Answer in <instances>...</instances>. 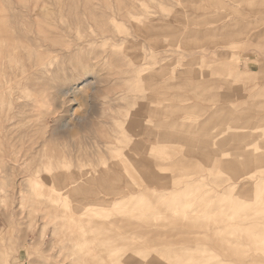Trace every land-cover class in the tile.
<instances>
[{"label":"rangeland","instance_id":"374dc122","mask_svg":"<svg viewBox=\"0 0 264 264\" xmlns=\"http://www.w3.org/2000/svg\"><path fill=\"white\" fill-rule=\"evenodd\" d=\"M169 262L264 264V0H0V264Z\"/></svg>","mask_w":264,"mask_h":264},{"label":"bare ground","instance_id":"6f19581e","mask_svg":"<svg viewBox=\"0 0 264 264\" xmlns=\"http://www.w3.org/2000/svg\"><path fill=\"white\" fill-rule=\"evenodd\" d=\"M136 162H137V161H136ZM141 163H142V162H141ZM133 167H134V166H133ZM137 168H138V166H137ZM130 169H131V168H130ZM132 169H133V168H132ZM133 170H134V169H133ZM137 170H138V169H137ZM35 185L37 186V185H38V182H35ZM205 194H208V193H205ZM202 199H203V198H202ZM198 200H199V199H198ZM198 200H197V202H198ZM195 202H196V201H195ZM197 202H196V204H197ZM199 202H201V201L199 200ZM183 203H184V202H182V204H183ZM148 204H149V203H148ZM199 204H200V203H199ZM204 204H205V203H204ZM204 204H203V205H204ZM212 204H213V203H212ZM195 207H196V206H195ZM195 207H194V208H195ZM181 208H182V206H181ZM192 208H193V207H192ZM196 208H197V207H196ZM153 209H154V208H153ZM190 209H191V208H190ZM184 211H185V210H184ZM203 211H204V210H203ZM131 212H132V211H131ZM142 212H143V211H142ZM153 212H154V211H153ZM144 213H145V212H144ZM128 214H129V213H128ZM147 214H148V213H147ZM154 215H155V214H154ZM141 216H142V215H141ZM201 216H202V214H201ZM204 216H205V215H204ZM183 218H184V217H183ZM169 222H170V221H169ZM253 234H254V233H253ZM248 236H249V235H248ZM246 237H247V236H246ZM253 237H254V235H253ZM255 237H256V236H255ZM255 237H254V238H255ZM250 239H252V238H250ZM255 239H256V238H255ZM219 240H220V239H219ZM253 240H254V239H253ZM135 242H136V240H135ZM216 242H217V241H216ZM216 242H215V243H216ZM163 243H164V242H163ZM166 243H168V242H166ZM217 243H218V242H217ZM221 243H222V242H221ZM260 243H261V242H260ZM139 244H140V243H139ZM172 244H173V243H172ZM253 244H255V243H253ZM262 244H263V242H262ZM144 245H145V244H144ZM215 245H216V244H215ZM218 245H219V244H218ZM227 245H228V244H227ZM220 246H222V245L220 244ZM229 246H230V245H229ZM258 246H259V245H258ZM145 247H146V246H145ZM177 247H178V246H177ZM213 247H214V245H213ZM227 247H228V246H226V251H227ZM165 248H166V247H165ZM228 248H229V247H228ZM260 248H261V247H260ZM147 249L149 250V248H147ZM162 249H163V248H162ZM162 249H161V250H162ZM178 249H179V248H178ZM216 249H218V248L216 247ZM230 249H231V248H230ZM230 249H229V250H230ZM168 250H169V248H168ZM175 250H177V249H175ZM219 250H221V249L219 248ZM229 250H228V251H229ZM131 251H132V250H131ZM157 251H158V253H159V250H156V253H157ZM163 251H164V249H163ZM163 251H162V252H163ZM180 251H183V250H180ZM236 251H237V250H236ZM132 252H133V251H132ZM149 252H150V251H149ZM154 252H155V251H154ZM162 252H160V253H162ZM170 252H171V250H170ZM170 252L168 251V254H169ZM220 252H222V251H220ZM230 252H231V251H230ZM237 252H238V251H237ZM158 253H157V254H158ZM160 253H159V254H160ZM164 253H165V252H164ZM172 253H174V251H173ZM172 253H170V254H172ZM178 253H179V251H178ZM212 253H214V252H212ZM212 253H211V254H212ZM228 253H229V252H227V254H228ZM152 254H153V251H152ZM175 254H176V253H175ZM182 254H183V253H182ZM234 254H236V253H234ZM131 255H132V254H131ZM176 255H177V254H176ZM214 255L216 256V254H214ZM145 256H146V255H145ZM180 256H181V255H180ZM206 256H207V255H206ZM206 256H205V257H206ZM178 258H179V256H178ZM187 258H188V256H187ZM179 259H180V258H179ZM181 259H183V258H181ZM176 260H177V259H176ZM186 260H187V259H186ZM188 260H189V259H188ZM177 261H178V260H177ZM172 262H174V261H171V263H172ZM180 262H182V261L180 260ZM216 262H217V261H216ZM177 263H179V261H178ZM166 264H167V263H166ZM169 264H170V262H169ZM173 264H174V263H173ZM180 264H181V263H180ZM214 264H215V263H214Z\"/></svg>","mask_w":264,"mask_h":264}]
</instances>
